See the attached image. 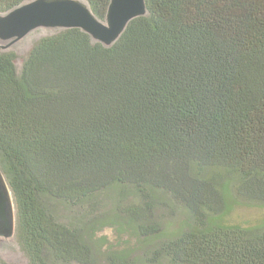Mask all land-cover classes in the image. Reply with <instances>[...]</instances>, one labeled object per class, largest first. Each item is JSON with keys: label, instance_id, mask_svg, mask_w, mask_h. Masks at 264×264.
<instances>
[{"label": "trees", "instance_id": "obj_1", "mask_svg": "<svg viewBox=\"0 0 264 264\" xmlns=\"http://www.w3.org/2000/svg\"><path fill=\"white\" fill-rule=\"evenodd\" d=\"M26 1L0 0V12ZM85 1L106 18L111 0ZM146 3L111 46L74 27L41 37L21 70L0 51V166L27 264L95 263L85 229L46 197L145 236L159 231L148 217L162 192L193 223L146 262L127 249L106 264H264V219H225L240 200L264 207V0ZM127 188L139 206L120 204ZM109 191L114 217L98 212Z\"/></svg>", "mask_w": 264, "mask_h": 264}, {"label": "rangeland", "instance_id": "obj_2", "mask_svg": "<svg viewBox=\"0 0 264 264\" xmlns=\"http://www.w3.org/2000/svg\"><path fill=\"white\" fill-rule=\"evenodd\" d=\"M59 29L38 28L29 33L24 38L14 42L9 47L3 46L9 43L0 41V51H13L16 54L15 63L19 70L23 66V62L27 57L32 46L43 36L54 34ZM3 45V46H2ZM128 192L127 199L121 205H140V200L135 196L131 188L126 189ZM115 191L103 193L100 195V213H107L108 217H114L118 206ZM46 202L50 204L51 210L58 220L69 223L78 224L85 229L84 236L90 237L94 244L96 252L94 264H106V257L110 253L120 254L129 249V257L137 258L140 263L146 262L151 257V253L164 240L175 235L179 229L187 228L193 223L191 213L183 206L165 193H159L156 196V207L149 213V225L155 224L159 231L156 234L143 236L137 227H125L118 231L116 225L101 227L99 225L90 224L81 220V207L72 206L62 200L52 197H46ZM84 205H86L84 203ZM88 206V204H87ZM106 218V217H105ZM229 223H239L247 227L259 228L263 226L264 207L251 205L240 200L239 203L232 207V210L225 217ZM148 224L147 221L144 222ZM144 224V225H145ZM97 226V227H96ZM189 228V227H188ZM94 229V230H93ZM0 257L6 264H27L28 258L21 248L16 236L11 240L0 239Z\"/></svg>", "mask_w": 264, "mask_h": 264}, {"label": "water", "instance_id": "obj_3", "mask_svg": "<svg viewBox=\"0 0 264 264\" xmlns=\"http://www.w3.org/2000/svg\"><path fill=\"white\" fill-rule=\"evenodd\" d=\"M148 13L146 0H111L106 18L99 19L85 0H28L0 12V41L24 38L38 28L79 27L94 41L113 45L131 20ZM17 233V210L12 188L0 166V239L11 240Z\"/></svg>", "mask_w": 264, "mask_h": 264}]
</instances>
